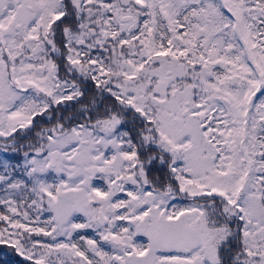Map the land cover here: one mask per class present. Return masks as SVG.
<instances>
[{"label": "snow or ice", "instance_id": "6c2138e0", "mask_svg": "<svg viewBox=\"0 0 264 264\" xmlns=\"http://www.w3.org/2000/svg\"><path fill=\"white\" fill-rule=\"evenodd\" d=\"M0 245L264 264V0H0Z\"/></svg>", "mask_w": 264, "mask_h": 264}, {"label": "trees", "instance_id": "16d2710c", "mask_svg": "<svg viewBox=\"0 0 264 264\" xmlns=\"http://www.w3.org/2000/svg\"><path fill=\"white\" fill-rule=\"evenodd\" d=\"M0 264H23V261L11 249L0 245Z\"/></svg>", "mask_w": 264, "mask_h": 264}]
</instances>
